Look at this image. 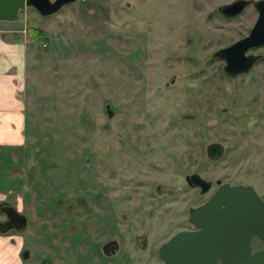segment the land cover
<instances>
[{"label":"rangeland","instance_id":"obj_1","mask_svg":"<svg viewBox=\"0 0 264 264\" xmlns=\"http://www.w3.org/2000/svg\"><path fill=\"white\" fill-rule=\"evenodd\" d=\"M231 1L77 0L44 17L18 12L11 25L26 43L25 139L3 155L12 162L9 190L16 195L18 185L27 213H64L69 202L73 213H97L104 192L120 213L181 214L211 193L185 186L193 170L251 184L264 200V117L244 131L208 105L264 104V61L251 73L263 74L261 85L242 97L218 79L221 62L209 61L254 20L250 7L221 16L217 7ZM210 142L224 146L217 162L205 156ZM179 227L174 221L167 235Z\"/></svg>","mask_w":264,"mask_h":264},{"label":"flooded vegetation","instance_id":"obj_2","mask_svg":"<svg viewBox=\"0 0 264 264\" xmlns=\"http://www.w3.org/2000/svg\"><path fill=\"white\" fill-rule=\"evenodd\" d=\"M254 1L250 0V3L234 16H226L220 13L218 11L219 6L217 7V12L227 20L239 18L246 13L249 7L253 9L255 14L254 20L245 32L230 43L213 50L209 57V61H213L211 66L216 60L221 62L220 66L217 67L218 69L215 68V73H218L220 77L216 76L218 79L222 78L230 82L233 87L232 90H236L238 96L249 86L261 85L263 74L252 75L251 73L258 63L264 61V53L260 52L264 49V45L249 47L242 56L238 55L239 58L245 57L239 62H233L232 60L233 68L236 66L243 67L247 61L246 57H255L248 69L231 73L224 70L226 61L215 56L214 53L250 33L259 16V12L253 4ZM66 5L68 4L62 7ZM167 84L165 82L164 85ZM251 97L255 98L256 93L252 92ZM244 99L242 104L208 105L214 116L222 117L230 114L231 123H245L247 125L243 130L247 131L251 125L259 124L263 120L264 104H250L252 101L244 102ZM197 106L199 107V105ZM108 114H111V112H108ZM193 117L195 119L197 114H193ZM232 131L233 127L229 129V132ZM22 145L13 147L0 145V264H166L159 256L160 246L178 231L198 230L189 221L190 209L203 204L217 189L218 181L231 185L243 184L220 179L211 181L203 178L197 171L193 170L191 173L184 175L185 186L193 189L196 196L206 194L210 190L211 193L201 201H194L196 203L193 202V204L187 206L184 213L176 215L165 211L163 215H160V218H157V215L151 212L146 214L120 213L116 209V198L114 196L111 198V204L106 206L104 202L106 193L104 192L99 197V201L102 202L99 203L100 212L97 213H73V204L69 202L65 204L67 211L64 213L55 211L53 213L32 214L27 213L24 209V197L22 192L19 191L18 185H12V187H15L14 189L17 188L18 190L15 193L16 195L12 194V190H9L5 164L12 162L7 155L8 153L6 154L7 157L3 155L5 154L3 152H8L9 148L10 150L11 148L18 149ZM211 145H219L220 151H217L218 148L214 149L215 146L207 150ZM195 151L193 149V154H195ZM225 153L224 146L219 142H210L205 146V156L211 162H217ZM217 155L218 157H216ZM193 163L198 167L200 158L195 157ZM193 174L210 183L206 191L201 192L200 186H192L188 183L186 178ZM6 188L8 190L4 193L2 190ZM155 190L158 197L163 195L167 197L166 191H162L160 186H157ZM61 200L59 197L52 202L51 208L57 210ZM176 220H179L180 227L167 235L170 225L172 226ZM163 231L164 237L161 234ZM250 247L252 252L261 250L264 248V242L257 236H253ZM218 263L221 264L219 260Z\"/></svg>","mask_w":264,"mask_h":264},{"label":"water","instance_id":"obj_3","mask_svg":"<svg viewBox=\"0 0 264 264\" xmlns=\"http://www.w3.org/2000/svg\"><path fill=\"white\" fill-rule=\"evenodd\" d=\"M75 1L0 0V20L14 22L18 12L28 7L34 8L40 16H48ZM249 3L250 0H233L220 5L218 11L234 16ZM253 4L259 16L250 33L214 53L226 61L224 70L227 72L248 69L255 57H246L243 67L233 68L232 63L243 60L245 57L238 55L242 56L249 47L264 45V0H255ZM212 147L220 151L219 145H211L207 150ZM186 180L192 186H200L201 192L210 185L196 174ZM189 221L197 231H178L160 246L159 256L166 264H219L218 260L221 264H264V248L252 252L250 247L253 236L264 242V201L251 184L231 185L218 181L215 192L203 204L190 209Z\"/></svg>","mask_w":264,"mask_h":264},{"label":"crops","instance_id":"obj_4","mask_svg":"<svg viewBox=\"0 0 264 264\" xmlns=\"http://www.w3.org/2000/svg\"><path fill=\"white\" fill-rule=\"evenodd\" d=\"M12 23L0 20V145L24 143L26 43Z\"/></svg>","mask_w":264,"mask_h":264},{"label":"trees","instance_id":"obj_5","mask_svg":"<svg viewBox=\"0 0 264 264\" xmlns=\"http://www.w3.org/2000/svg\"><path fill=\"white\" fill-rule=\"evenodd\" d=\"M41 34V32H35V35L33 36V39H36L37 38V35H40ZM39 37V36H38Z\"/></svg>","mask_w":264,"mask_h":264}]
</instances>
